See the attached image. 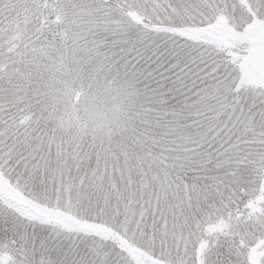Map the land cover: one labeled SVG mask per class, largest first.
Masks as SVG:
<instances>
[{"label": "snow or ice", "instance_id": "6c2138e0", "mask_svg": "<svg viewBox=\"0 0 264 264\" xmlns=\"http://www.w3.org/2000/svg\"><path fill=\"white\" fill-rule=\"evenodd\" d=\"M0 264H264V0H0Z\"/></svg>", "mask_w": 264, "mask_h": 264}, {"label": "trees", "instance_id": "16d2710c", "mask_svg": "<svg viewBox=\"0 0 264 264\" xmlns=\"http://www.w3.org/2000/svg\"><path fill=\"white\" fill-rule=\"evenodd\" d=\"M115 103L113 96L100 88L85 89L79 97L74 93L71 98L65 96L55 100L58 113L65 112L67 120L73 122L78 119L89 121L91 128L99 127L112 118Z\"/></svg>", "mask_w": 264, "mask_h": 264}, {"label": "rangeland", "instance_id": "374dc122", "mask_svg": "<svg viewBox=\"0 0 264 264\" xmlns=\"http://www.w3.org/2000/svg\"><path fill=\"white\" fill-rule=\"evenodd\" d=\"M74 94V93H73ZM73 96V95H72ZM72 96H70V98L72 97ZM87 114V113H86ZM90 114H93V112H91ZM57 115H58V117L60 118V119H62L64 122H65V124L67 125V126H70V127H73V128H76V127H89V128H91L90 127V123H89V121H84V120H80V119H78V120H76V121H70V120H67V116H66V113L65 112H62V113H58L57 112Z\"/></svg>", "mask_w": 264, "mask_h": 264}]
</instances>
